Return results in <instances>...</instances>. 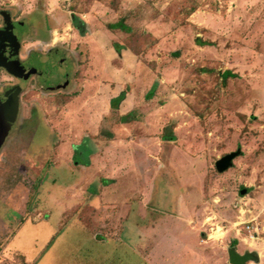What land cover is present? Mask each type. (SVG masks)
I'll use <instances>...</instances> for the list:
<instances>
[{"label": "rangeland", "instance_id": "obj_1", "mask_svg": "<svg viewBox=\"0 0 264 264\" xmlns=\"http://www.w3.org/2000/svg\"><path fill=\"white\" fill-rule=\"evenodd\" d=\"M0 62L40 114L0 155V264H230L264 238V0H0Z\"/></svg>", "mask_w": 264, "mask_h": 264}, {"label": "flooded vegetation", "instance_id": "obj_2", "mask_svg": "<svg viewBox=\"0 0 264 264\" xmlns=\"http://www.w3.org/2000/svg\"><path fill=\"white\" fill-rule=\"evenodd\" d=\"M44 25V24H43ZM42 28H48L47 25L43 26ZM42 40V39H41ZM45 40V39H44ZM43 40V41H44ZM40 41V40H39ZM38 40L36 41V44L38 47H42L43 45H46L47 47L45 48L44 51H50V49L52 47H55L56 45H51L46 43L45 41L43 42V45H41L42 43H38ZM45 47V46H44ZM33 47H30L29 49L26 50V54L22 53V50L20 52H18V58L22 59V60H26L28 59L29 56V52ZM11 65V64H10ZM8 65H4L3 62H0V104L1 102L6 103V105L8 104L9 106H15L16 103H19V109L21 111V113H19V115L16 116V121L19 119L21 120V127H25L27 126L28 129L32 130V122L31 119L33 118H38L40 117V114L37 113V111L35 110L36 108L34 107V102L30 103L29 108H26L28 106V94L29 92L32 91L33 87L35 86L34 81L32 80V78H28V80L26 82H24L23 80V74L19 73L18 71H16L15 68L10 67L11 69L8 68ZM24 101V103H23ZM7 107V115L5 116L7 119V124L5 126V129L2 128L4 126L1 127L0 125V137L2 136L3 132H7L5 135V139L4 140H0V155L3 153L4 148H6L7 146L11 145L10 143H12V141H15L17 139V134L13 131H15V129L13 130L12 126L17 127V123L15 121L10 120L11 117V106ZM1 107V106H0ZM15 120V119H14ZM30 123V124H29ZM28 129H24V131L22 132V135L24 136V141L26 143V141L30 144L31 143V136H28ZM25 134V135H24ZM12 147V145H11ZM49 153V152H48ZM29 159H25V163L28 162Z\"/></svg>", "mask_w": 264, "mask_h": 264}, {"label": "water", "instance_id": "obj_3", "mask_svg": "<svg viewBox=\"0 0 264 264\" xmlns=\"http://www.w3.org/2000/svg\"><path fill=\"white\" fill-rule=\"evenodd\" d=\"M75 20V19H74ZM9 66V65H8ZM9 69L10 66L8 67ZM13 70V69H11ZM14 71V70H13ZM36 87H38L39 89H41L43 92L47 91L45 90V88L43 86L40 85H36ZM0 125L2 128L5 129V126L7 124V119H6V115H7V107L9 106L8 104L6 105V103L1 102L0 104ZM11 106V105H10ZM9 106V107H10ZM11 117L10 120L15 121L17 123V127L12 126L13 130L15 129L14 134H20L22 135V130H21V120L18 117V120L16 121V116L19 115V113H21L20 109H19V103H16L15 106H11ZM20 116V115H19ZM15 119V120H14ZM7 132H3L2 136L0 137V140H4L5 139V135ZM241 149L238 148L237 150L231 151L227 154H225L224 156H222L221 158L217 159L216 161V168L218 171L223 172L226 169H228L229 167H231L233 165V159L239 155L241 153ZM228 255H229V262L230 264H246V263H254V264H258L259 263V253L256 250H247L243 253H240L236 250L235 247H230L228 249Z\"/></svg>", "mask_w": 264, "mask_h": 264}, {"label": "crops", "instance_id": "obj_4", "mask_svg": "<svg viewBox=\"0 0 264 264\" xmlns=\"http://www.w3.org/2000/svg\"><path fill=\"white\" fill-rule=\"evenodd\" d=\"M127 71V72H126ZM126 71H123V74H122V79H123V84H125V85H127V84H129V83H131L133 80H134V78H132V80H131V78H129L128 77V72H129V70H126ZM125 77V78H124ZM133 77V76H132ZM122 84V83H121ZM122 84V85H123ZM107 85V84H106ZM124 87V86H123ZM97 89H100V87H98ZM121 92L120 93H118L116 96H115V94L113 95V94H111L112 96H110V101H112V100H115V98H117L122 92H125L124 91V88L123 89H121L120 90ZM126 93V92H125ZM125 97V96H124ZM93 99L95 100L96 99V101H94V103H93ZM124 99V98H123ZM122 99V100H123ZM121 100V101H122ZM120 101V102H121ZM90 104H92V105H94V104H99V97H95V98H92V101H91V103ZM148 104H150V103H148ZM110 107V106H109ZM126 113V112H125ZM125 113H121L120 115H124ZM106 114V113H105ZM150 115H152L151 113H150ZM144 116V120L145 119H148V118H150L151 116ZM104 116H106V115H103V117ZM107 116H109L108 114H107ZM152 117H156V116H152ZM149 131V129L148 128H146L145 129V131H144V133H146V132H148ZM99 130L97 129V131H96V133H90V134H88V135H96V137H97V135L99 136ZM147 134H149V133H147ZM87 136V135H86ZM104 146L102 145L101 147H100V149L101 148H103ZM143 149V148H142ZM129 150V149H128ZM145 150V149H144ZM101 151H103V149L101 150ZM84 167V166H83ZM86 168V167H85ZM256 242L257 241H254L252 244H253V246L249 249V250H256L258 253H259V263L258 264H264V238H262L261 240H259V243H258V245L256 244ZM236 248V247H235ZM236 250L238 251V252H240V253H242L243 251L241 250H238L237 248H236ZM248 249H245L244 251H247Z\"/></svg>", "mask_w": 264, "mask_h": 264}, {"label": "trees", "instance_id": "obj_5", "mask_svg": "<svg viewBox=\"0 0 264 264\" xmlns=\"http://www.w3.org/2000/svg\"><path fill=\"white\" fill-rule=\"evenodd\" d=\"M2 14H3V13H2ZM2 16L4 17L5 15L3 14ZM75 20H76V18H75ZM108 26H109V27H112V28H113V27H120V28H122V29H128V28H129V26H128L127 24H125V22L123 21V19L117 21L116 23H110ZM228 74H229V72H226L224 78H226ZM124 96H125V92H122L117 98L120 99V101H121V100L124 98ZM115 99H116V98H115ZM120 101H119V102H120ZM121 118H122V116H120V117L118 118V120H121ZM131 119H133V117H132ZM131 119H130V120H131ZM127 121H128V120H127ZM167 137H173V135H169V136H167ZM232 245L235 246V243H233ZM246 264H254V263H246Z\"/></svg>", "mask_w": 264, "mask_h": 264}, {"label": "built area", "instance_id": "obj_6", "mask_svg": "<svg viewBox=\"0 0 264 264\" xmlns=\"http://www.w3.org/2000/svg\"><path fill=\"white\" fill-rule=\"evenodd\" d=\"M247 228H248L249 230L252 229V227H251L250 225H247ZM251 236H252V238H255L254 235H251Z\"/></svg>", "mask_w": 264, "mask_h": 264}]
</instances>
